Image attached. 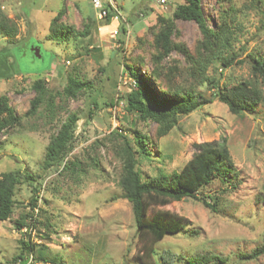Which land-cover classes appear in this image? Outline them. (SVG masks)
<instances>
[{"label":"rangeland","instance_id":"obj_1","mask_svg":"<svg viewBox=\"0 0 264 264\" xmlns=\"http://www.w3.org/2000/svg\"><path fill=\"white\" fill-rule=\"evenodd\" d=\"M103 1L116 13L110 20L98 18L91 0H0V10L16 26L12 36L0 33V72L6 67L11 71L7 79L0 76V96L7 94L21 117L0 135V175L29 172L38 189L33 193L27 181L16 187L11 217L0 221V264H143V258L156 264L165 251L175 257L212 253L229 264H264V254L239 258L264 239V103L254 113L234 114L211 98L177 115L174 126L165 129L127 110L118 98L133 86L126 64L148 76L150 67L161 73L159 96L180 87L211 97L213 84L206 77L220 85L253 80L251 60L264 56V0H201L208 27L227 30L226 48L207 40L194 21L177 19L170 52L162 61L154 60L162 52L156 45L158 34L184 0ZM61 9L63 22L79 34L50 40L51 20ZM158 17L166 20L159 22ZM115 28L119 32L113 35ZM220 55L231 56V65L224 67L216 58ZM200 66L206 69L197 72ZM70 75L90 80L93 88L66 97L63 89ZM38 79L44 81L45 100L34 114H26ZM150 81L155 86L157 80ZM72 114L79 117L72 148L61 162L46 166L47 146ZM134 129L149 138L150 156L137 157L144 178L181 169L196 144L206 141L225 140L240 172L236 187L219 181L206 187L204 192L216 197V212L192 198L152 207L149 215L169 210L188 219L184 230L153 243L156 253L144 251L132 205L120 187L123 137L128 135L134 144ZM21 240L34 246L22 261L14 259Z\"/></svg>","mask_w":264,"mask_h":264},{"label":"trees","instance_id":"obj_2","mask_svg":"<svg viewBox=\"0 0 264 264\" xmlns=\"http://www.w3.org/2000/svg\"><path fill=\"white\" fill-rule=\"evenodd\" d=\"M113 9L108 11L105 19L110 20L116 13ZM64 10H60L51 20L48 39L65 41L71 36H77L79 33L73 25L63 22ZM182 19L194 21L201 30L204 37L214 39L220 46L226 48L228 44L227 30L217 32L216 29L208 27L202 8L201 0H184L175 6L172 12V18L163 24L164 30L158 34L156 45H159L162 52L154 56V60L162 61L170 52V35L175 28V20ZM166 20L158 17V21ZM121 30L125 32V27ZM16 32V26L0 10V33L12 36ZM87 31L83 32L86 35ZM82 35V33L80 34ZM221 60L224 67L231 65L232 57L220 55L216 57ZM149 75L143 74L134 65L126 64L125 70L133 82L127 93L118 95L119 99L125 101L127 110L138 112L143 119H152L161 124L165 129H169L176 123L177 115L188 114L203 104L211 102V98H218L225 103L230 112L234 114L254 113L261 103H264V56L253 57L251 60V74L253 80H243L234 85H220L219 80L206 77V80L213 84L211 97H206L202 92H195L194 89L174 88L164 91L163 96L156 88H162L164 85L159 83L158 77L161 73L149 68ZM206 66L197 68V72H202ZM6 71L0 72V76L9 78L10 67ZM157 81L151 83L150 80ZM259 81V82H257ZM33 88L37 95L31 99L30 108L26 114H34L38 107L45 100L44 81L38 79L33 83ZM93 85L90 80L79 78L77 75H70L63 89V94L68 98H76L82 91L91 90ZM163 91V90H162ZM159 94V95H158ZM7 94L0 96V135L9 127H14L20 123L21 117L16 109L10 105ZM94 106L97 102L94 99ZM79 117L72 114L62 123L56 135L51 138L45 154L46 166H52L61 162L72 148L74 130ZM126 141L125 163L123 165V174L120 179L122 196L132 205L137 233L141 240H144L145 250L150 253H156L153 243L162 240L168 234L178 233L186 228L188 219L171 212L169 210H160L153 215H149V210L154 206H162L171 201H179L185 198H192L201 201L206 207L214 212L217 211L216 197L206 194V187L215 181L224 185L236 187L240 181V172L237 170L231 152L226 141H206L196 144L197 150L192 157L179 170H174L170 174L160 172L154 176L143 177L141 171L137 168V157L143 159L150 156L148 148L149 138L147 135L134 129L131 136H124ZM30 182L32 192L37 194L36 179L29 172L8 171L0 175V221L8 220L13 212L16 203L14 195L18 184L21 182ZM33 200H35L33 198ZM33 205V203H31ZM23 223L19 221L18 226ZM34 250V246L21 240L20 253L14 259H27V256ZM264 254V239L260 246L252 251L240 253L239 258L244 260L256 259ZM143 258V257H142ZM46 260L45 257L42 258ZM182 261L184 264H212L218 261L221 264L227 263L226 258H222L212 253H197L193 255L179 254L174 256L168 251L161 252L156 260V264H176ZM147 264L143 258V264ZM152 264H155L152 263Z\"/></svg>","mask_w":264,"mask_h":264},{"label":"built area","instance_id":"obj_3","mask_svg":"<svg viewBox=\"0 0 264 264\" xmlns=\"http://www.w3.org/2000/svg\"><path fill=\"white\" fill-rule=\"evenodd\" d=\"M165 2V0H159ZM94 9L97 11V16L100 19H104L109 11L108 5L103 0H91ZM119 32L118 28L112 30V34L116 35Z\"/></svg>","mask_w":264,"mask_h":264},{"label":"water","instance_id":"obj_4","mask_svg":"<svg viewBox=\"0 0 264 264\" xmlns=\"http://www.w3.org/2000/svg\"><path fill=\"white\" fill-rule=\"evenodd\" d=\"M34 51L36 55H39V50L37 48H35Z\"/></svg>","mask_w":264,"mask_h":264}]
</instances>
